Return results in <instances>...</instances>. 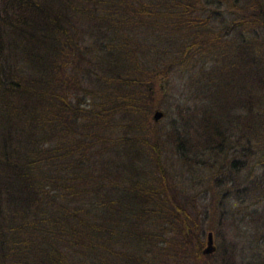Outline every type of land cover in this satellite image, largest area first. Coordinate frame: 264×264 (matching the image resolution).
Segmentation results:
<instances>
[{
  "label": "trees",
  "instance_id": "obj_1",
  "mask_svg": "<svg viewBox=\"0 0 264 264\" xmlns=\"http://www.w3.org/2000/svg\"><path fill=\"white\" fill-rule=\"evenodd\" d=\"M240 1L0 0V264H208L202 197L162 152L190 171L231 154L224 183L257 167L264 196V69L241 35L264 29V0ZM220 45L235 91L221 64L193 73ZM185 75L192 106L163 139L151 112Z\"/></svg>",
  "mask_w": 264,
  "mask_h": 264
},
{
  "label": "rangeland",
  "instance_id": "obj_2",
  "mask_svg": "<svg viewBox=\"0 0 264 264\" xmlns=\"http://www.w3.org/2000/svg\"><path fill=\"white\" fill-rule=\"evenodd\" d=\"M243 1H240L241 6ZM231 18L235 21L236 15L226 13L227 23L232 20ZM241 35L243 36V43L248 44L246 45L247 51L254 58H260L258 65L264 69V29L255 27L252 32H248L242 27ZM225 39L233 42V44L238 43L234 31L227 34ZM219 47L214 49V53L219 56V62L212 59L206 63L197 64L193 73L197 71L198 67L208 69L221 64L220 68H222L223 77L233 81L234 86L232 87L234 88L233 91H235L240 87V77L237 72H229V67L237 65L238 57L230 45H220ZM261 59L263 64L260 63ZM187 79L188 76L185 75L176 81V87L170 88L166 86L168 95L166 98H162L163 103L158 107L164 113L158 124V134L163 139L166 137L172 119H174L173 121H175L178 129L181 130L180 121L176 114V105L192 106V100L188 98L189 95H185L188 89L183 91L182 96L178 95ZM154 88L159 91L157 83ZM191 138L195 141L196 137L192 135ZM257 143H260V141H257ZM257 143L254 142V144ZM162 150H164V147ZM162 153L169 167L175 172L174 175L177 181L184 185H190L189 187H192L197 197H202L199 199L200 201L202 200L201 203L204 204L206 213L204 226H207V224L212 226L213 245L215 246V250L210 256L205 258V261L208 264H220L221 251L228 252L226 249L228 250V246L232 245L235 248L233 255L235 264H264V196L260 195L252 187L254 179L256 181L260 179L261 169L248 167L237 174L235 173L233 178L236 185L233 186L232 184L224 183L228 176L227 165L230 162L231 154L223 155L214 152H204L201 156L186 159L184 163H189L191 166L192 164L194 165L193 170L190 171L191 168L178 170V166L183 160L180 159L181 161L179 162L177 156L173 153L169 151H163ZM207 164L211 167L207 168ZM196 165H200L202 169L196 168ZM214 182L218 186H215ZM243 188H246V192L243 191ZM212 199L215 200L213 207L211 206ZM223 208L225 209L226 217L218 223L219 212Z\"/></svg>",
  "mask_w": 264,
  "mask_h": 264
},
{
  "label": "water",
  "instance_id": "obj_3",
  "mask_svg": "<svg viewBox=\"0 0 264 264\" xmlns=\"http://www.w3.org/2000/svg\"><path fill=\"white\" fill-rule=\"evenodd\" d=\"M163 116V111L160 108H154L151 112V118L153 121H158ZM215 250L213 245L212 232L208 231L205 235V245L202 248L203 254H211Z\"/></svg>",
  "mask_w": 264,
  "mask_h": 264
}]
</instances>
